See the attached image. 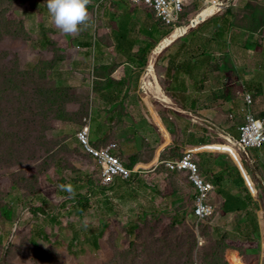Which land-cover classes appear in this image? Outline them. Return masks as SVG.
Listing matches in <instances>:
<instances>
[{
    "label": "rangeland",
    "instance_id": "374dc122",
    "mask_svg": "<svg viewBox=\"0 0 264 264\" xmlns=\"http://www.w3.org/2000/svg\"><path fill=\"white\" fill-rule=\"evenodd\" d=\"M46 3L0 0V204L6 198L19 214L9 223L0 212V264H264V234L261 238L253 228L249 233L233 229L238 220L220 223L218 212L199 222L191 214L193 203L179 214L158 215L164 203L157 196L161 192L150 194L138 182L97 191L89 214L82 217L68 212L71 201L61 205V197L71 200L82 184L88 185L83 190L88 194L101 169L92 156L70 155L76 150L71 147L83 152L76 134L86 117L94 115L95 91L74 80L66 60L58 59L63 57L60 49L70 47L82 31L63 34ZM198 5L196 0L185 3V23ZM257 56L248 60L254 62L249 69L256 63L263 66L264 59ZM245 84L252 90L250 81ZM96 120L94 116V131ZM259 152L249 150L252 156ZM260 164L246 167L261 190L258 208L264 226ZM8 182L20 185L11 195L2 190ZM42 205L50 216L35 213ZM53 216L57 220L49 221Z\"/></svg>",
    "mask_w": 264,
    "mask_h": 264
},
{
    "label": "crops",
    "instance_id": "0c3cea01",
    "mask_svg": "<svg viewBox=\"0 0 264 264\" xmlns=\"http://www.w3.org/2000/svg\"><path fill=\"white\" fill-rule=\"evenodd\" d=\"M196 1L199 13L188 15L189 20L204 19L206 0ZM251 1L264 8V0H241L237 5L231 0L220 13L176 35L177 30L164 31L148 9L134 7L127 0H91L89 26L63 50L66 67L75 73L73 79L95 91L92 121L95 116L98 130L92 125L94 145L103 148L117 143L115 153L125 166L143 169L132 181L118 178L111 187L138 182L150 194L161 192L157 196L164 203L158 215L179 214L188 203L194 207L197 191L187 172H171L162 161L175 159L176 155L168 154H175L176 149L179 153L195 150L201 176L215 187L210 203L217 202L213 204L217 220H238L233 229L249 233L253 228L262 238L261 198L256 202L249 191L248 163L238 151L237 140L246 121L240 113L246 92L255 98V117L264 119V63L248 68L254 63L248 60L255 55L264 59V34H254L227 18L228 10L239 12ZM251 42L257 48H249ZM246 81L254 85L252 90ZM249 150L250 162L264 166V148L258 149V156Z\"/></svg>",
    "mask_w": 264,
    "mask_h": 264
},
{
    "label": "built area",
    "instance_id": "2783aa9c",
    "mask_svg": "<svg viewBox=\"0 0 264 264\" xmlns=\"http://www.w3.org/2000/svg\"><path fill=\"white\" fill-rule=\"evenodd\" d=\"M127 1L134 7H143L153 11L155 18L169 30L168 33L181 29L190 22V16H187L188 23H185V18H183L185 3L188 0ZM240 1L235 0V5H237L238 2L240 3ZM229 3H227L226 6H229ZM254 106V96L246 92L245 105L240 111L241 114L246 116V121L239 128L240 137L237 140V144L245 153L249 149L264 148V119L255 117L253 113ZM231 118L234 119L235 115H231ZM85 122L86 123L78 130L76 137L83 150L94 158L98 167L101 169L99 177L103 186H113L118 178L130 182L134 179L133 176L135 174L142 173L143 169L138 166L133 169H129L125 166L118 154L115 153L118 149L117 143H111L103 148L95 146L92 140V117H87ZM195 154V150H189L185 153L183 158L162 161V164L171 172H187L189 174L191 184L197 191L192 214L196 220L201 222L213 217L215 213V206L210 203L211 193L214 192L215 187L211 182L205 181L201 176L200 166L196 161Z\"/></svg>",
    "mask_w": 264,
    "mask_h": 264
},
{
    "label": "trees",
    "instance_id": "16d2710c",
    "mask_svg": "<svg viewBox=\"0 0 264 264\" xmlns=\"http://www.w3.org/2000/svg\"><path fill=\"white\" fill-rule=\"evenodd\" d=\"M202 12H203V10H202ZM197 13H199V11L196 12V15H197ZM183 18H185V17L183 16ZM227 18H228L229 22H230V20H234L235 24L241 25V27L249 30L250 32H252L254 34L257 33V34H260L261 36L264 34V8L262 7V5H258L257 3L251 1L243 10H240L239 12L237 11V8H231L230 10L227 11ZM193 20L194 19H191V21H193ZM168 32H169V30H168ZM249 48L255 49V48H257V44H254L251 42V43H249ZM60 53H61V56L63 55V57H59L58 62L60 60L66 59V55L64 54L63 49H60ZM230 97L231 96H229L228 98H230ZM76 139H77V137H76ZM70 149L71 150L76 149L75 151L73 150L72 154H70V155H75L76 157H80L81 159L85 160L86 159L85 157L91 156V155L87 154L84 150H83L84 153L81 150L80 151L85 156L81 155V152H79L78 148H72L71 147ZM179 151H180V149H176L175 154L170 153V154H168V157L173 158L174 155H176V157H174L175 159L183 158L185 153H182V152L179 153ZM82 181L83 180H79V183ZM245 181L249 183V184L247 183L249 191L255 197L256 202H258V200H260V198H261V190H259V187H257L255 180H254V177L251 176L249 173V175L246 176ZM90 183H91V188H90L88 194H85V193L83 194L84 188H86L88 185L82 184L80 187H78L79 189H81V191H79L77 194H73L71 196L72 197L71 200H66V199L61 200L62 201L61 205H64L66 203L68 204L71 201L70 202L71 207L68 210V212H71V215H74V212H76V211L79 215H81V217L89 214V211L91 209L90 203H91L92 196H94L97 193V191L103 190L105 188H109L107 186L102 185V181H101L100 177H99V182L97 179L96 180L94 179ZM17 187L19 188L20 185L14 183V182H8L6 184V186H3L2 190H3V192H7V195H11V190H14ZM40 190L38 191V193H41ZM258 191H259V194H258ZM25 194H26V190H25ZM261 200H262V198H261ZM2 202H3V204H0L1 215H2V217H4L6 219L7 222L11 223L14 220V218L17 217V215H19V214L16 211V209L13 207V205L10 202H7L6 198H4L2 200ZM43 207H44L43 205L36 207L34 210L35 213L36 214L42 213L46 217L50 216L51 214H49L45 210V208H43ZM64 209H66V207ZM52 213H56V211H53ZM52 215H54V214H52ZM53 217L54 218H51L49 221L57 220V217H55V216H53ZM211 218H209L205 221H208ZM201 222H204V221H201ZM254 225H257V224H255V221H254ZM256 229H257V226H256ZM32 242H33L34 246H38L37 241L32 240ZM96 245L98 246V241L96 242Z\"/></svg>",
    "mask_w": 264,
    "mask_h": 264
},
{
    "label": "clouds",
    "instance_id": "9594fccd",
    "mask_svg": "<svg viewBox=\"0 0 264 264\" xmlns=\"http://www.w3.org/2000/svg\"><path fill=\"white\" fill-rule=\"evenodd\" d=\"M91 0H47L46 7L54 25L66 35H78L89 26Z\"/></svg>",
    "mask_w": 264,
    "mask_h": 264
},
{
    "label": "water",
    "instance_id": "95a60500",
    "mask_svg": "<svg viewBox=\"0 0 264 264\" xmlns=\"http://www.w3.org/2000/svg\"><path fill=\"white\" fill-rule=\"evenodd\" d=\"M230 1H223V2H221L218 6H216L214 8V10L211 12V14H207L206 17H204V19H201L199 21H191L190 20V22L186 25V28H185V31L184 32L187 33L188 31L194 29L197 25H199L200 23H202L206 19H209V18L213 17L214 15H216V14L220 13L221 11H223L225 9V7H226V4L229 3ZM158 45H160V44H158ZM156 47H158V46H156ZM238 151L242 154V157L246 160V162L247 163H250V160L247 158V156H245L246 153L239 147V145H238ZM251 168H254V167H251ZM262 185H264V183H262Z\"/></svg>",
    "mask_w": 264,
    "mask_h": 264
},
{
    "label": "bare ground",
    "instance_id": "6f19581e",
    "mask_svg": "<svg viewBox=\"0 0 264 264\" xmlns=\"http://www.w3.org/2000/svg\"><path fill=\"white\" fill-rule=\"evenodd\" d=\"M221 2L216 1V0H206L203 4L204 9H203V16L206 17L207 14H211V12L214 10L216 6H218ZM201 20V19H200ZM199 21V20H195ZM186 26L182 27L181 29H177L176 35L186 33L185 31ZM160 49V47L157 49V51ZM157 89V88H156ZM165 97V96H164ZM162 98V97H161ZM166 98V97H165Z\"/></svg>",
    "mask_w": 264,
    "mask_h": 264
}]
</instances>
